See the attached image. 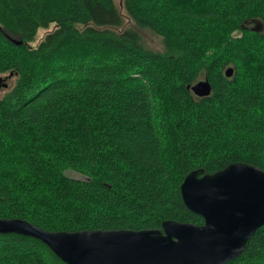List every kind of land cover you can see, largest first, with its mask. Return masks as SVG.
<instances>
[{"label":"trees","instance_id":"trees-1","mask_svg":"<svg viewBox=\"0 0 264 264\" xmlns=\"http://www.w3.org/2000/svg\"><path fill=\"white\" fill-rule=\"evenodd\" d=\"M11 74L0 219L50 232L203 225L182 198L187 175L264 170V0H0V77ZM202 80L212 93L200 98L188 87ZM0 264L66 263L0 234ZM228 264H264V227Z\"/></svg>","mask_w":264,"mask_h":264},{"label":"water","instance_id":"water-1","mask_svg":"<svg viewBox=\"0 0 264 264\" xmlns=\"http://www.w3.org/2000/svg\"><path fill=\"white\" fill-rule=\"evenodd\" d=\"M233 74V68L226 71L228 78ZM12 76L0 77V88H8ZM188 88L200 98L212 93L208 80ZM181 194L203 225L166 220L161 229L50 232L25 220L0 219V234L39 240L66 264H228L264 227V170L257 166L236 162L213 174L193 171Z\"/></svg>","mask_w":264,"mask_h":264},{"label":"rangeland","instance_id":"rangeland-1","mask_svg":"<svg viewBox=\"0 0 264 264\" xmlns=\"http://www.w3.org/2000/svg\"><path fill=\"white\" fill-rule=\"evenodd\" d=\"M126 22L128 26H134L133 22L126 17ZM53 30V27H51L48 30L42 29L39 31L36 41L32 44L33 46H37L44 38L45 36L51 31ZM139 32L141 34L142 40L144 45L147 48L159 51V52H165V48H164V44H163V40L162 38H160L159 36H157L156 34H154L152 31L148 30V29H139ZM10 86L14 85V79L13 80H9L8 81ZM7 89H0V95H4L6 93ZM68 176H70L71 178L74 179H79L82 180L84 179L82 177V175L75 173V172H69L67 173Z\"/></svg>","mask_w":264,"mask_h":264}]
</instances>
